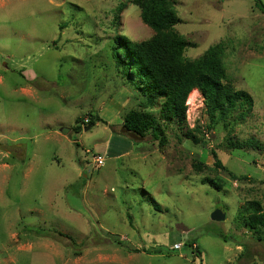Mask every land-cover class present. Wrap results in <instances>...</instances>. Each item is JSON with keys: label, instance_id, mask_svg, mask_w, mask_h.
I'll return each instance as SVG.
<instances>
[{"label": "rangeland", "instance_id": "rangeland-1", "mask_svg": "<svg viewBox=\"0 0 264 264\" xmlns=\"http://www.w3.org/2000/svg\"><path fill=\"white\" fill-rule=\"evenodd\" d=\"M175 8L186 56L225 40L229 78L254 103L213 122L194 90L185 123L159 119L161 144L119 135L126 113L144 108L114 55L119 35L154 34L138 6L0 0V264H264V239L240 213L251 200L264 209V13L255 0ZM125 90L135 94L126 107ZM147 110L160 117L159 107ZM90 112L105 123L74 132ZM218 208L224 220L213 219Z\"/></svg>", "mask_w": 264, "mask_h": 264}, {"label": "trees", "instance_id": "trees-1", "mask_svg": "<svg viewBox=\"0 0 264 264\" xmlns=\"http://www.w3.org/2000/svg\"><path fill=\"white\" fill-rule=\"evenodd\" d=\"M131 2L140 8L143 22L153 29L154 34L142 41H134L125 35L116 38L117 51L114 55L118 74L130 80L128 83H131L130 86L134 87L135 92L137 91L142 99L140 104L144 107L126 113L122 122L124 128L142 138L152 134L154 140L163 144L164 132L158 124L159 119L167 123H185L188 98L193 90H198L203 96L206 111L213 122L227 120L238 108L242 109L245 115L251 112L253 96L246 90L238 89L229 78L224 61L227 49L225 40L212 45L198 58H188L185 50L191 44L176 30L180 18L175 8V0ZM255 5L264 13L263 0H255ZM122 9L123 7H120L119 11ZM122 48L126 51V59L120 50ZM148 107H159L160 117L147 110ZM88 115L90 119L86 126H83L84 118L77 119L73 127L74 132L79 133L83 127H93L99 122L105 123L98 114L90 112ZM120 134L123 133L119 131ZM216 163L226 170L219 160ZM230 175L236 179L235 174L230 172ZM207 182L222 189L218 183L215 185L212 179ZM240 213L243 225L257 233L258 240H263L264 209L261 204L251 200L242 207ZM217 234L225 241L230 239L223 232ZM195 244L194 240L188 243L189 246ZM195 248L200 253L199 248Z\"/></svg>", "mask_w": 264, "mask_h": 264}, {"label": "crops", "instance_id": "crops-1", "mask_svg": "<svg viewBox=\"0 0 264 264\" xmlns=\"http://www.w3.org/2000/svg\"><path fill=\"white\" fill-rule=\"evenodd\" d=\"M117 76H119L118 71H117ZM124 83H125V82H124ZM130 88H132V87H130ZM131 90H132V89H131ZM124 92H125V95H124V100H122V105L126 107V106L130 103L131 99H132L133 97H135V94L129 92L128 90H125ZM115 131H116V130H114V129L112 130V139L114 138V136L118 135V134H115ZM112 139L107 143L106 147L102 149V150H104L103 152H106L108 155L115 154L114 152L116 151V150L113 148V143H114V141H115L116 139H115V140H112ZM123 141H124V140H122V138H120V141L117 140L116 143L119 144V143H121V142H123ZM117 144H116V145H117Z\"/></svg>", "mask_w": 264, "mask_h": 264}, {"label": "water", "instance_id": "water-1", "mask_svg": "<svg viewBox=\"0 0 264 264\" xmlns=\"http://www.w3.org/2000/svg\"><path fill=\"white\" fill-rule=\"evenodd\" d=\"M90 128H91V126H87L85 128V130H89ZM68 131H69V129H66V128H62L61 129V132H63V133H67ZM121 132L127 134L132 139H136V140L142 139V137H139L136 133L131 132V131L127 130L124 127L122 128ZM212 217H213V219L218 220V221L224 220L226 218V210L225 209L218 208V209H216L213 212Z\"/></svg>", "mask_w": 264, "mask_h": 264}, {"label": "built area", "instance_id": "built-area-1", "mask_svg": "<svg viewBox=\"0 0 264 264\" xmlns=\"http://www.w3.org/2000/svg\"><path fill=\"white\" fill-rule=\"evenodd\" d=\"M88 122L89 119L85 118L83 125L87 124ZM92 162L98 168L103 167L106 162V154L105 153L92 154ZM174 248L180 250L182 248V245L180 243H176Z\"/></svg>", "mask_w": 264, "mask_h": 264}, {"label": "clouds", "instance_id": "clouds-1", "mask_svg": "<svg viewBox=\"0 0 264 264\" xmlns=\"http://www.w3.org/2000/svg\"><path fill=\"white\" fill-rule=\"evenodd\" d=\"M87 124H88V123H87ZM83 126H84V125H83ZM85 126H86V124H85ZM85 128H86V127H85ZM175 244H176V243H175ZM175 244H174V245H175ZM182 247H183V246H182ZM181 249H182V248H181ZM177 250H178V249H177Z\"/></svg>", "mask_w": 264, "mask_h": 264}, {"label": "bare ground", "instance_id": "bare-ground-1", "mask_svg": "<svg viewBox=\"0 0 264 264\" xmlns=\"http://www.w3.org/2000/svg\"><path fill=\"white\" fill-rule=\"evenodd\" d=\"M194 91V90H193Z\"/></svg>", "mask_w": 264, "mask_h": 264}]
</instances>
